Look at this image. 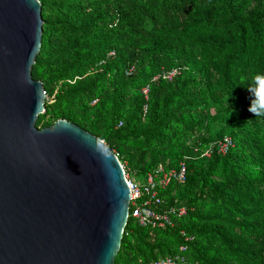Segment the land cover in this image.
I'll return each instance as SVG.
<instances>
[{
	"label": "trees",
	"instance_id": "1",
	"mask_svg": "<svg viewBox=\"0 0 264 264\" xmlns=\"http://www.w3.org/2000/svg\"><path fill=\"white\" fill-rule=\"evenodd\" d=\"M38 1L31 74L50 101L36 126L73 123L142 179L185 166L184 183L158 188L164 209L185 214L152 229L130 211L113 264L181 246L187 264H264V116L247 90L264 74V0ZM224 137L233 147L221 155L211 146Z\"/></svg>",
	"mask_w": 264,
	"mask_h": 264
},
{
	"label": "water",
	"instance_id": "2",
	"mask_svg": "<svg viewBox=\"0 0 264 264\" xmlns=\"http://www.w3.org/2000/svg\"><path fill=\"white\" fill-rule=\"evenodd\" d=\"M42 30L38 0H0V264H113L128 184L103 141L65 120L36 126Z\"/></svg>",
	"mask_w": 264,
	"mask_h": 264
},
{
	"label": "built area",
	"instance_id": "3",
	"mask_svg": "<svg viewBox=\"0 0 264 264\" xmlns=\"http://www.w3.org/2000/svg\"><path fill=\"white\" fill-rule=\"evenodd\" d=\"M114 53H110L109 56H112ZM133 69L126 71V74H130ZM176 74L175 71L164 73L162 78L170 80ZM157 77L154 78V80ZM144 93H146L144 91ZM44 98L48 102L50 98L47 97L46 93L43 91ZM44 113V111H43ZM216 147L217 151L221 155H225L230 148L233 147V142L229 137H224L223 139L214 143L211 148ZM211 154V149L208 150L204 156L209 157ZM122 167V166H121ZM123 168V167H122ZM125 180L127 181L129 188V208H128V217L130 216L137 222L140 227L143 228H165L173 227V217H180L185 214L183 208H163V200L158 196V188H164L167 186L169 181L174 178L178 183H184L185 181V166L183 163H180L177 170L172 169L168 172H164L162 166L154 169L148 173L143 181L136 182L127 180L125 171L123 170ZM185 241L192 242L193 238L181 233ZM187 246H181L178 249V252L174 255H168L161 259L151 261L148 264H187L188 260L185 256L187 252Z\"/></svg>",
	"mask_w": 264,
	"mask_h": 264
},
{
	"label": "clouds",
	"instance_id": "4",
	"mask_svg": "<svg viewBox=\"0 0 264 264\" xmlns=\"http://www.w3.org/2000/svg\"><path fill=\"white\" fill-rule=\"evenodd\" d=\"M247 90L254 97L249 111L255 115L264 116V74H257L254 77L253 84L248 86Z\"/></svg>",
	"mask_w": 264,
	"mask_h": 264
},
{
	"label": "rangeland",
	"instance_id": "5",
	"mask_svg": "<svg viewBox=\"0 0 264 264\" xmlns=\"http://www.w3.org/2000/svg\"><path fill=\"white\" fill-rule=\"evenodd\" d=\"M145 92H147V90H144ZM45 121H41L39 123L38 128H44L45 126ZM99 126L101 127L100 123ZM121 166L123 167V170L125 171V176L127 178V180H131V181H136V182H140L143 181L141 174H139V170L138 169H132L131 166H129V163L127 161H124L121 163Z\"/></svg>",
	"mask_w": 264,
	"mask_h": 264
}]
</instances>
